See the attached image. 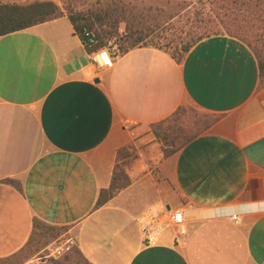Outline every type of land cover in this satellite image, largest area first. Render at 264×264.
<instances>
[{
  "label": "crops",
  "instance_id": "0c3cea01",
  "mask_svg": "<svg viewBox=\"0 0 264 264\" xmlns=\"http://www.w3.org/2000/svg\"><path fill=\"white\" fill-rule=\"evenodd\" d=\"M187 102L214 120L164 157L148 128ZM129 144L130 182L106 198ZM164 210L183 213L186 234L166 226L144 245L140 217ZM34 219L64 228L88 264H264V85L251 50L217 35L181 63L140 47L97 70L66 16L0 36V260L27 245Z\"/></svg>",
  "mask_w": 264,
  "mask_h": 264
},
{
  "label": "trees",
  "instance_id": "16d2710c",
  "mask_svg": "<svg viewBox=\"0 0 264 264\" xmlns=\"http://www.w3.org/2000/svg\"><path fill=\"white\" fill-rule=\"evenodd\" d=\"M127 11L123 6L98 8L86 5L83 9H78L71 3L60 7L51 1H34L28 4L0 2V36L66 16L88 53L105 47L115 36L119 40L114 51L115 58L134 48L152 47L168 53L176 63H181L187 52L202 39L227 35L243 42L251 50L259 67L261 85H264V0H192L189 6L166 17L160 24L153 21L144 26H140V22L144 21L141 18L148 17L149 14L130 11L135 14L133 21H129L132 24L130 26L125 21L124 14ZM122 22H126V29L120 35L117 28ZM91 39L94 41L93 45L90 43ZM188 107H192L189 102L180 105L169 117L150 125L164 157L175 154L187 142L204 132L214 120L213 115L204 113L211 120L199 125V128L190 129L186 126L184 117ZM127 148L128 146L118 152L119 157L127 158ZM129 182L124 167L117 164L111 184L103 193L106 198H110L128 186ZM38 227L56 228L34 219L33 235ZM46 234H49L48 230L42 237H47ZM55 237H49L42 246H38L40 237L37 235L32 240L31 236L27 245L32 240L37 248H42ZM71 248L75 251V264H88L79 256L74 244ZM23 249L6 259L16 258Z\"/></svg>",
  "mask_w": 264,
  "mask_h": 264
},
{
  "label": "rangeland",
  "instance_id": "374dc122",
  "mask_svg": "<svg viewBox=\"0 0 264 264\" xmlns=\"http://www.w3.org/2000/svg\"><path fill=\"white\" fill-rule=\"evenodd\" d=\"M34 1H51L60 7L65 6L69 3L73 4L74 7L78 9H83L86 5H94L98 8L123 6V8L128 10L125 15V21L132 26L129 21H133L134 17L130 13L140 12L142 15L149 14L148 17H142L140 26L148 25L153 23V21L159 22V24L166 20V17L175 15L181 9L189 6L192 0H0L3 3H17V4H28ZM128 7V8H127ZM126 22H122L118 25V34L122 35L126 29ZM119 43L118 37H112L106 44L105 47L109 48L111 51L117 49ZM187 113L185 114L186 126L190 129L199 128V125L204 124L211 120V117L204 112L198 110L195 107L186 108ZM148 133L153 136L152 128L149 126ZM127 158L121 164L122 168L128 165L137 155V150L133 144H129ZM121 158V157H120ZM47 237H42V234L47 231ZM40 237V243L38 246H42L44 241L50 237L56 236V239L49 241L46 246L42 248H37V245L33 243V239L36 236ZM30 243L24 247L22 253L16 258L0 260V264H75V251L71 248L73 244L69 241L68 235L65 229L61 228H45L38 227Z\"/></svg>",
  "mask_w": 264,
  "mask_h": 264
},
{
  "label": "built area",
  "instance_id": "2783aa9c",
  "mask_svg": "<svg viewBox=\"0 0 264 264\" xmlns=\"http://www.w3.org/2000/svg\"><path fill=\"white\" fill-rule=\"evenodd\" d=\"M91 45L94 41L90 40ZM90 60L97 70L109 69L113 65L114 50L111 51L107 47L96 49L89 53ZM230 219L236 221V216L231 215ZM166 226H171L175 229L177 237H182L186 234V225L183 213L180 211L170 212L164 210L158 214L147 212L139 219L140 233L144 245H150L156 242L157 236Z\"/></svg>",
  "mask_w": 264,
  "mask_h": 264
},
{
  "label": "water",
  "instance_id": "95a60500",
  "mask_svg": "<svg viewBox=\"0 0 264 264\" xmlns=\"http://www.w3.org/2000/svg\"><path fill=\"white\" fill-rule=\"evenodd\" d=\"M94 82H95V83H97V82H98V80L96 79Z\"/></svg>",
  "mask_w": 264,
  "mask_h": 264
}]
</instances>
